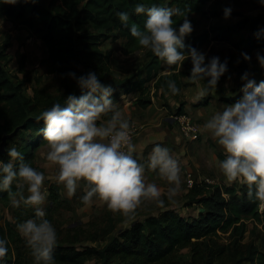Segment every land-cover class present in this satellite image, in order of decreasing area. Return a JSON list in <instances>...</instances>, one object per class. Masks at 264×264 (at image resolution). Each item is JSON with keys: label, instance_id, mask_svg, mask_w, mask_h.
<instances>
[{"label": "trees", "instance_id": "1", "mask_svg": "<svg viewBox=\"0 0 264 264\" xmlns=\"http://www.w3.org/2000/svg\"><path fill=\"white\" fill-rule=\"evenodd\" d=\"M210 1L51 0L48 6H44L35 0H0V18L10 20L16 28L26 29L44 42L48 49L47 66L60 83L55 92L35 87L33 96H28L24 89L28 79H19L5 68L4 61L8 59L6 50L10 45L8 36L7 42L0 48V160L7 161L9 156L6 148L16 144L25 160L36 167L35 153L38 147L47 143L39 132L43 127V121L37 120L40 112L56 102L63 105L64 97L69 94L79 96L86 91L79 87L72 73L79 77L90 71L95 72L102 83L112 85L113 101L126 93H138L137 103L142 108L152 104V88L148 85L151 81H154L156 91L163 85L165 90H170L167 86L169 79L178 86V74L160 77L165 61L150 49L148 60L142 67L145 77L130 80L115 76L110 64L112 54L104 51L102 45L113 37L123 40L126 53L147 49L139 45L130 32L132 23L143 27L146 16L134 12L135 4L143 2L149 6L155 3L187 11L193 30L184 39L185 51L189 45L201 49L211 41L212 36L208 31L195 33L194 25L198 21L197 15H206L205 8ZM118 11L129 13L127 25L119 20L116 15ZM182 18L174 16V26L178 27L183 22ZM255 21L253 26L258 33L257 39L245 46L235 42L238 52L230 56V62L227 63L229 70L235 62L240 80H243L242 76L248 70L240 53L250 55L251 49L264 47V33L258 32L259 21ZM25 59L23 56L20 61L21 70L25 67ZM182 64L192 67L190 58H185ZM183 75L188 76L185 73ZM206 79L202 82L206 83ZM184 113L185 105L181 103L176 114ZM36 136L38 142H35ZM10 190L18 198L21 191L25 194L26 187L14 181ZM192 194L196 202L207 210L199 219L186 218L177 211L167 210L159 216H149L144 221H133L130 227L106 242L99 239L97 234L87 233L90 228H85V224L66 227L63 229L66 232L64 235V232L57 233L53 249L54 264H181L178 252L185 248H189L192 253L191 261L185 264H244L263 257L253 243L243 250L248 232L246 220L251 219L264 228V212H260L258 201L249 198L246 183L238 188L209 186L200 182L195 184ZM69 204L62 197L60 186L50 183L45 214L55 227L56 217L63 208L69 209ZM0 207L7 208L12 216V220H6L5 224L1 223L0 217V237L7 240L8 247L7 253L0 256V264H35L30 249L16 229L19 222L35 216L34 206L23 203L14 206L9 190H0ZM108 224L104 235H109L115 228L114 222ZM220 233L229 234L227 243L221 242ZM87 240L98 243L80 248L73 245Z\"/></svg>", "mask_w": 264, "mask_h": 264}, {"label": "clouds", "instance_id": "2", "mask_svg": "<svg viewBox=\"0 0 264 264\" xmlns=\"http://www.w3.org/2000/svg\"><path fill=\"white\" fill-rule=\"evenodd\" d=\"M264 4V0H260ZM136 14H144L143 27L132 23L130 32L139 45L148 48L168 65L192 62L191 75L194 82L206 79L205 93L213 92L221 76L228 69L227 60L219 56L208 58L193 46H187L185 37L193 30L188 13L179 7L151 6L138 2ZM225 6V18L231 15ZM119 20L127 25L129 13L118 11ZM181 16L182 23L174 26L173 17ZM245 60L251 57L242 53ZM257 60L264 68V54L257 52ZM83 91L81 95L69 94L64 104H52L40 112L37 120L43 121L39 129L48 151L46 159L58 165L57 181L62 182L68 196H72L80 181H84V193L79 199L85 204L96 199L106 203L110 210L121 212L131 219L134 209L142 199H152L158 205L165 203L160 189L154 182L145 181V170H155L170 182L168 199L180 189V164L167 146L155 144L145 159L133 155L135 144L131 132L133 122L123 115V107L112 99L113 87L104 84L95 72L76 77ZM240 100L217 110L203 127L216 143L222 146L225 157L218 167L228 180L242 179L248 186V196L264 207V80H257L248 73ZM175 94L180 91L174 80L167 82ZM102 116H107L106 119ZM9 159L0 160V190H9L14 206H34L35 216L16 225L19 234L35 264H54L53 249L57 241L54 225L46 218L41 205L45 201L42 191L45 175L26 161L16 146L6 148ZM26 184L28 195L19 197L10 190L12 183ZM7 240L0 237V256L7 253Z\"/></svg>", "mask_w": 264, "mask_h": 264}, {"label": "rangeland", "instance_id": "3", "mask_svg": "<svg viewBox=\"0 0 264 264\" xmlns=\"http://www.w3.org/2000/svg\"><path fill=\"white\" fill-rule=\"evenodd\" d=\"M38 4L48 6L51 0H35ZM225 6H230L232 9L231 15L228 18L224 17L223 9ZM206 15H197L198 21L194 25L195 33L210 32L211 41L204 45L200 51H203L206 56L205 62L212 56H219L221 61L227 60L229 63L230 56L238 52L236 43L246 45L257 39V32L254 30L255 20L259 21L258 32L264 33V4L260 0H211L205 8ZM224 35V36H223ZM10 37V45L6 53L8 59L4 61L6 70L13 75H17L19 79H28L24 89L28 96H33L34 88H44L48 91L55 92L60 83L58 78L50 73L46 59L48 57V49L44 42L30 34L26 29L16 28L15 25L8 19L0 18V48L7 42ZM104 51L110 52V64L113 74L117 77L130 80H137V77H145L143 65L148 60V48L145 50H137L132 53H126L123 48V40L109 38L102 45ZM257 52L264 54V47H255L249 51L250 60H245L242 53L240 57L246 62L247 73L254 77L257 82L264 80V68H262L257 60ZM25 59V67L20 69V61L22 57ZM163 69L160 71V77L166 75L178 74L180 91L173 94L170 90L161 86L157 91L154 86V81L148 83L152 88L153 94L152 104L141 114L152 115V122L149 124V130L153 134H161V142L159 144L167 146L171 153L178 159L180 164V189L174 197L168 199V191L171 187L170 182L161 178L155 170H145V181L154 182L160 189L161 198L164 199L163 205H158L152 199H142L134 209V215L131 219L126 218L121 212L110 210L106 203L95 197L91 202L85 204L79 197L84 193V181H80L76 192L72 197L66 196V190L63 185L59 184L56 177L58 174V165L46 159L48 151L47 143L38 147L35 156L36 169L42 171L45 179L42 185V191L45 193V201L41 207L46 210L49 198V184L55 183L60 186L61 194L68 203L70 208H63L61 214L56 217V232H64L66 227L75 226L77 223L85 224V228L89 229L87 233L97 234L102 241H108L112 236L118 235L120 231L130 227L133 221H144L149 216H159L164 211L174 210L182 216L191 219H199L207 213V210L194 199L192 189L196 183L205 182L209 186H225V187H241L245 182L242 179L228 180L218 167L219 160L226 155L222 146H220L210 135L203 125L219 108L224 105H231L240 100L243 96L242 87L245 83L240 80L236 64L230 65V69L220 77L216 90L205 93V83L202 81L194 82L188 77L191 75L192 67L183 65L163 64ZM229 67V66H228ZM176 68V70H173ZM183 73L188 74L184 76ZM138 78V79H139ZM165 80L161 83L163 84ZM156 93V94H155ZM129 94V93H127ZM118 101L115 100L113 102ZM181 103L185 105V111L192 118L197 126V138L193 139L186 135L177 121L168 122L166 117L168 113H177ZM106 116H102L105 119ZM162 117V118H160ZM107 118V117H106ZM145 120V117H143ZM139 121L134 124L138 128V134L135 139L142 133L146 124ZM157 125V126H154ZM176 133L178 136L173 138L170 135L166 136V130ZM34 132H32V136ZM164 136H166L164 138ZM38 142V136L34 137ZM134 139V142H135ZM133 142V143H134ZM157 144V143H156ZM155 145V144H154ZM151 145L147 148V154L151 151ZM15 146H17L15 144ZM2 147L0 146V150ZM205 179H209L207 182ZM191 180L193 184L191 185ZM25 196L28 195L27 185ZM209 191V190H208ZM212 192V190H210ZM210 192V193H211ZM209 193V192H208ZM264 212V211H263ZM1 223L5 224L6 220H12V216L7 208L0 207ZM114 222L115 228L109 235H104L108 230L109 222ZM248 232L244 238V249L247 250L249 245L253 243L258 247L261 259L256 258L255 261H248L244 264H264V228L261 224H256L253 220L247 219ZM111 230H109L110 232ZM66 232L62 233L64 235ZM82 236L84 234H81ZM80 235V236H81ZM228 235L220 233L221 242H228ZM98 242L82 241L73 244L75 247L96 245ZM191 250L189 248L181 249L178 252L179 261L181 264L191 261ZM89 264H95L90 262Z\"/></svg>", "mask_w": 264, "mask_h": 264}, {"label": "crops", "instance_id": "4", "mask_svg": "<svg viewBox=\"0 0 264 264\" xmlns=\"http://www.w3.org/2000/svg\"><path fill=\"white\" fill-rule=\"evenodd\" d=\"M139 94L135 92H130L129 94H123L118 101L114 102L115 104L119 105L120 107H123V115L130 120V122H133L134 124H139L137 123L139 121V118H141L140 122L143 123L141 125L144 126L146 124L148 127H144L142 133L135 139V150L133 152L134 156H137L139 159H145L147 157V148L151 145H154L156 143L161 142V134H153L152 131L149 130V124L152 122V115L150 116V113H146V115H142L141 113L148 109L147 108H142L141 106L138 105L137 99H138ZM169 116L166 117L168 122H173L174 116L176 115L171 113H168ZM145 117V120L143 119ZM162 118V117H160ZM106 119V117H105ZM148 122V123H146ZM157 126V125H154ZM170 135L173 138L174 142V137H177L178 135L170 130H166V136ZM164 136V138L166 137ZM59 184L63 185L62 182ZM60 185V186H61ZM66 196L67 193H66ZM72 197V196H68Z\"/></svg>", "mask_w": 264, "mask_h": 264}, {"label": "built area", "instance_id": "5", "mask_svg": "<svg viewBox=\"0 0 264 264\" xmlns=\"http://www.w3.org/2000/svg\"><path fill=\"white\" fill-rule=\"evenodd\" d=\"M174 120L177 121L182 130L186 133V135L191 136L193 139L197 138V126L193 122L192 118L184 113V114H176L174 116ZM138 134V128L133 125V130L131 132L132 141L134 142L135 136ZM207 182H210L209 179H205ZM193 184V181L191 180V185ZM264 211V207L260 206V212Z\"/></svg>", "mask_w": 264, "mask_h": 264}]
</instances>
